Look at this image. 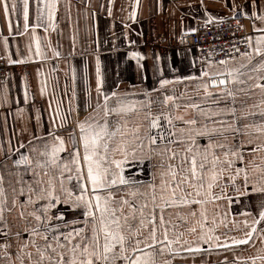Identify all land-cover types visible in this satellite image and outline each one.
I'll return each mask as SVG.
<instances>
[{
	"label": "snow or ice",
	"instance_id": "6c2138e0",
	"mask_svg": "<svg viewBox=\"0 0 264 264\" xmlns=\"http://www.w3.org/2000/svg\"><path fill=\"white\" fill-rule=\"evenodd\" d=\"M57 3L36 0L31 25L30 0H0V10L10 33L11 16H22L25 32L31 27L35 37L45 9L55 27ZM138 4L129 19L136 18ZM258 7L252 0L250 16L264 24ZM253 27L260 35L254 43L244 37L248 50L240 53L239 67L162 76L159 89L138 94L103 91L97 59L95 106L89 103L83 119L70 120L73 68L67 111L57 102L47 127L37 114L33 130L23 129L27 141L14 147L9 139L6 148L0 143V264H173L181 253L191 254L195 264L196 255L209 249L257 241V254L247 260L264 264V26ZM35 55L41 56L38 42ZM128 55L143 67L140 52ZM24 62L8 58L9 64ZM184 81L196 82L190 90L198 101L167 88ZM46 91L45 83L40 92ZM256 91L259 103L248 104L243 97ZM0 102L7 104V96ZM220 226L238 235L222 237Z\"/></svg>",
	"mask_w": 264,
	"mask_h": 264
},
{
	"label": "crops",
	"instance_id": "0c3cea01",
	"mask_svg": "<svg viewBox=\"0 0 264 264\" xmlns=\"http://www.w3.org/2000/svg\"><path fill=\"white\" fill-rule=\"evenodd\" d=\"M256 3L259 5L255 9L257 15H264V0H256ZM134 4L135 0H113L112 15L109 16L108 0H58L55 27L50 26L45 9V19L41 26L36 27L35 37L31 27L25 32L22 16L19 19L15 15L11 16L10 33L9 21L0 10V58L7 63L9 57L25 61L8 63L10 67L7 78L0 83V97L6 95L8 98L7 104L0 102V143L5 148L9 139L14 147L18 140L27 141L28 133L23 132V129L33 130L37 114L47 127L57 102H61L63 110L67 111L69 97L72 95L70 89L73 85V68L76 70V99L72 102L75 110L69 117L70 120L83 119L90 111L89 103L95 106L97 59L104 81L103 91L109 95L112 91L138 94L144 90L151 91L152 88L159 89V79L162 76L167 79H173L177 74L199 76L202 70L225 71L226 68L239 67V63L243 62L241 57L229 60L227 65L202 62L198 59L196 50L184 45V35L192 32L191 28L196 29L205 24L208 17L212 19L207 23L235 17L245 19L253 43L255 36L260 35L253 26H264L250 16L252 0H203V5L201 0H139L136 18L133 20L128 17ZM233 4L238 6L235 12L232 11ZM30 5L31 25L36 23V0H30ZM17 31L23 34L18 35ZM37 42L41 51L39 57L35 55ZM29 47L31 59H27ZM133 51L140 52L144 57L139 62L143 67L138 66L137 60L128 55ZM57 52L59 55H56ZM156 55H159L160 60H156ZM171 68L177 71L173 72ZM45 83L47 91L42 95L40 89ZM195 86V81H184L168 85L167 88L170 91L175 89L177 94L185 91L198 101L199 97L190 90ZM25 91L28 93L27 100ZM88 91L91 93L90 97L86 94ZM151 94L155 99L157 93ZM128 99H143V96L130 95ZM243 99L248 104L259 103L260 95L256 91ZM21 109L22 112L19 111ZM139 178L144 179L143 173L139 174ZM231 220L230 215L227 221L229 227ZM224 233L238 235L237 232H228L220 226L217 234L223 237ZM259 246L257 241L255 246L212 248L208 252L197 254L195 264H250L247 258L256 255V248ZM204 247L207 248V245ZM173 264H193V257L191 254L181 253Z\"/></svg>",
	"mask_w": 264,
	"mask_h": 264
},
{
	"label": "built area",
	"instance_id": "2783aa9c",
	"mask_svg": "<svg viewBox=\"0 0 264 264\" xmlns=\"http://www.w3.org/2000/svg\"><path fill=\"white\" fill-rule=\"evenodd\" d=\"M239 25H245L241 28ZM245 36H251L246 26V20L240 17L218 22H209L196 27L195 32L184 35V45L196 50L197 57L202 62L219 64L221 60H232L247 51ZM234 46V47H233ZM235 49H239L237 52ZM9 64L0 58V83L8 75Z\"/></svg>",
	"mask_w": 264,
	"mask_h": 264
}]
</instances>
